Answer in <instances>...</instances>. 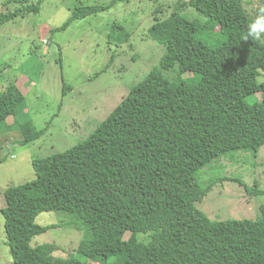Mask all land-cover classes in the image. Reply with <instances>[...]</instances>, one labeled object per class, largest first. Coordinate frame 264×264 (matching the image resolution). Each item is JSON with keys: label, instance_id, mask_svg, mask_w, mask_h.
Masks as SVG:
<instances>
[{"label": "trees", "instance_id": "trees-1", "mask_svg": "<svg viewBox=\"0 0 264 264\" xmlns=\"http://www.w3.org/2000/svg\"><path fill=\"white\" fill-rule=\"evenodd\" d=\"M42 1L9 0L20 5L0 13V32L20 14L39 12ZM188 5L206 22L181 13L183 4L160 19L163 4L157 6L150 36L162 37L161 65L88 138L35 158L37 183L7 195L2 213L14 264H264V204L256 218L225 220L197 206L214 186H203L204 166L264 145V40H244L253 21L244 0ZM106 7L78 6L58 29ZM119 28L118 40L128 41L130 33ZM170 69L177 70L172 79ZM22 98L17 84L0 90V125L26 113ZM24 129L21 143L46 132L30 121ZM43 211L68 212L86 224L85 251L61 257L55 242L33 246L36 235L54 226L36 222ZM141 233L149 239L140 240Z\"/></svg>", "mask_w": 264, "mask_h": 264}, {"label": "rangeland", "instance_id": "rangeland-1", "mask_svg": "<svg viewBox=\"0 0 264 264\" xmlns=\"http://www.w3.org/2000/svg\"><path fill=\"white\" fill-rule=\"evenodd\" d=\"M188 2L43 0L39 12H24L2 25L0 90L17 84L23 96L21 110L26 113L0 125V206L7 204L9 193L37 183L32 164L35 158L67 150L88 138L121 100L161 65L166 51L162 37L160 42L150 36L157 6L163 4L157 14L160 19L183 4L181 13L189 19L206 22ZM19 5L0 0V13ZM98 5L108 7L58 29L76 7ZM244 5L254 20L264 9V0H244ZM119 25L130 33L128 41L118 40L122 37ZM115 29L116 33L110 36ZM218 30L219 27L214 29ZM165 73L172 79L177 70H165ZM191 75L187 72L184 77ZM257 96L262 98V93ZM28 121L35 129L46 127V132L29 143H21L27 134L24 126ZM198 175L205 187L214 182L212 189L197 203L211 218L225 220L260 215L264 192L253 194L251 190L264 191V145L257 152L239 150L222 155L204 166ZM36 222L54 226L36 235L31 241L33 246L55 242L60 249L54 255L61 257L85 251L82 240L91 233L86 224L75 221L70 213L43 211ZM77 222H81L79 226ZM149 236L150 233H141L139 239L146 241ZM0 264H14L1 208Z\"/></svg>", "mask_w": 264, "mask_h": 264}, {"label": "clouds", "instance_id": "clouds-1", "mask_svg": "<svg viewBox=\"0 0 264 264\" xmlns=\"http://www.w3.org/2000/svg\"><path fill=\"white\" fill-rule=\"evenodd\" d=\"M251 39L253 41H259L264 39V9L261 10V14L258 15L252 23L248 25L247 33L244 40Z\"/></svg>", "mask_w": 264, "mask_h": 264}, {"label": "crops", "instance_id": "crops-1", "mask_svg": "<svg viewBox=\"0 0 264 264\" xmlns=\"http://www.w3.org/2000/svg\"><path fill=\"white\" fill-rule=\"evenodd\" d=\"M7 205V204H6ZM6 205H4V206H0V208L2 209L3 207H5Z\"/></svg>", "mask_w": 264, "mask_h": 264}]
</instances>
